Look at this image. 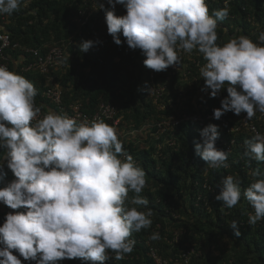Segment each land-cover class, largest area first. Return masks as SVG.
Wrapping results in <instances>:
<instances>
[{
  "label": "clouds",
  "instance_id": "9594fccd",
  "mask_svg": "<svg viewBox=\"0 0 264 264\" xmlns=\"http://www.w3.org/2000/svg\"><path fill=\"white\" fill-rule=\"evenodd\" d=\"M21 4L22 0H0V15H13ZM107 4L108 34L116 45L122 44V34L130 49L141 50L147 68L166 71L177 68L182 59H199L194 50L202 55L201 91L212 98L227 91L221 106L213 109L214 119L246 113L247 121L257 112L264 114V31L255 42L240 35L219 45L218 21L228 17L227 7L209 14L205 0H107ZM116 5L126 13L116 15ZM104 7L100 3L99 8ZM96 43L82 39L79 49L87 52ZM181 52L191 55L181 58ZM17 54L21 68L23 60ZM143 90L151 94L152 87L145 85ZM36 95L30 80L0 66V180L7 175L5 167L15 177L0 187V203L16 210L6 213L0 224V264H22L20 257L35 264L123 260L133 252L132 234L152 224L149 200L142 195L146 172L107 121L77 122L51 110L40 116ZM260 120L264 118L255 119ZM253 132L244 142L241 159L264 163V134ZM221 135L226 136L225 131L214 122L203 127L195 153L209 167L227 169L228 152L216 147ZM253 175L262 178L243 190L239 178L224 176L215 196L227 208L242 197L247 200L254 210L249 225L264 220V173L254 170ZM229 225L238 237V221ZM149 239L158 240L159 234L153 232Z\"/></svg>",
  "mask_w": 264,
  "mask_h": 264
},
{
  "label": "trees",
  "instance_id": "16d2710c",
  "mask_svg": "<svg viewBox=\"0 0 264 264\" xmlns=\"http://www.w3.org/2000/svg\"><path fill=\"white\" fill-rule=\"evenodd\" d=\"M96 1L22 0L20 11L11 16L0 15V29L8 32L11 41L22 48H37L41 52L65 41L63 63L53 72L63 92V105L68 107L71 103H79L84 110L92 111L99 103L110 101L117 107L119 128L132 131L142 128V147L137 145V139L122 136L118 139L137 166L146 172V187L142 195L149 200L152 224L132 234L135 246L131 254L123 260L110 257L105 264H155L148 253L151 246L170 264H178L175 260L182 254L183 261L185 255L188 256L187 264H264V220L248 224V217L254 210L243 197L233 208L224 207L221 201L215 199L226 175L239 178L242 190L262 178L254 176L253 171L264 173V163L255 160L249 163L247 158L241 159L244 142L250 136L244 135L243 131L233 133L236 143L228 154L227 163L230 166L225 169L211 168L196 155L198 129L192 121L181 122L158 137L154 134L157 130L155 123L164 117L213 113L214 108L221 106V99L227 96L226 89L215 98L210 97L208 92L202 93L204 78L200 77L194 63L183 59L177 68L170 66L166 71L158 72L151 83V71L143 63L146 57L141 50L130 49L122 34V44L114 43L107 32V25L99 20L106 10L93 9ZM206 4L209 14L214 9L224 8L222 0H207ZM86 8L92 13L83 23L79 12ZM125 13L126 9H123L121 15ZM229 16L232 17L218 21L217 43L223 45L240 35L248 36L255 42L259 32L264 31V0H231ZM87 29L92 32L93 38L90 35L86 37ZM82 39L98 41L94 44L96 52L84 54L79 49ZM9 51L12 58L20 52L16 49ZM193 56L204 62L202 55L195 50ZM9 70L23 75L34 84L38 106L52 108L50 101L42 96L46 87L44 75L23 73L20 66L16 69L10 66ZM163 82L169 88L159 99L158 103L165 106L162 109L143 89L145 85L154 86ZM258 124L264 130V121L260 120ZM233 134L229 132L228 138ZM169 139L175 143L169 144ZM219 149L222 150L221 147ZM5 171L7 175L0 180V187L15 178L11 170L5 167ZM132 195L129 193L130 198ZM12 211L16 210L0 203V223L4 222L6 213ZM232 220L238 221V237L229 225ZM177 231L180 233L175 240ZM153 232L159 234L158 240L149 239ZM69 264L85 262L72 259Z\"/></svg>",
  "mask_w": 264,
  "mask_h": 264
},
{
  "label": "built area",
  "instance_id": "2783aa9c",
  "mask_svg": "<svg viewBox=\"0 0 264 264\" xmlns=\"http://www.w3.org/2000/svg\"><path fill=\"white\" fill-rule=\"evenodd\" d=\"M96 1V0H94ZM207 0H205L206 2ZM215 1V0H212ZM230 1L231 0H222L223 7H227L229 9L230 7ZM100 3L104 4V8H99ZM94 10H108L110 9V6L107 4V0H100L99 3L94 2L93 4ZM125 9L122 5H116L115 7V14L121 15V11ZM92 11L88 8L80 10V19L84 23L87 21L89 16L91 15ZM228 17H232L229 16ZM100 22L105 21V12L100 17ZM249 20V17H248ZM81 32V30H80ZM87 35H90L91 38H93L92 32L87 29L86 30V37ZM71 43V40L69 41ZM65 47L66 43L65 41H62L61 43H57L52 45L47 51L41 52L37 48H22L18 43L12 42L10 34L6 31L0 30V66H5L8 69H10V63H11V54L9 53V50H19L20 54L19 56L22 57L23 62H21V68L23 72H35L41 75L45 76V90L42 93V96L50 101L49 103L52 104V108H46L43 109L41 106H38L35 102V105L37 107L41 108L40 116L45 115L48 111L58 112L59 114H66L69 117H73L77 120V122L80 121H92L93 119H102L104 121H107L110 126H113L116 130L118 138L120 137V133L118 130L119 125V118L117 117V108L113 103L110 101H103L99 103L98 107L92 111L84 110L79 103H71L68 105V107L63 105V99H62V91L59 87V84L55 81L56 75L53 73L55 69L59 68L61 64L63 63V58L65 54ZM96 47H91L87 52H83L84 54H93L96 52ZM181 55V58L186 55L190 56L191 53H179ZM191 62L194 63L198 70L200 67H202L205 63L201 62L200 59L192 58ZM151 74H149V78L151 83H153L154 78L157 77L158 72H155L151 69ZM190 73V71L188 70ZM152 87L151 96L153 97V102L158 104L159 108H164V105H160L159 99L164 96L169 88L168 84L166 82L163 83H157L154 84ZM222 91V90H221ZM207 91H202V93H206ZM221 94V92H220ZM180 95V94H179ZM171 106V104H170ZM246 113H241L240 115H234L233 118H225L221 117L219 120H216L213 118V113H207L206 115H192L188 113H183L181 116H175L170 115L168 117H164L162 120L155 123L157 125V130L155 131V135L158 137L160 134L167 133L168 130H173L176 126H178L181 122H188L192 121L196 124L198 129V135H197V141H201L200 137V130L207 125V123H215V125H218L221 129L225 131V135L219 136V138L216 141V147L219 149L220 147L222 150L227 151L228 154L232 151V146L236 143L235 138V132L243 131L244 135L252 136L254 135L253 129L255 131L260 132L264 134V130H261L260 125L258 124L255 119H262L264 118V114L257 112L256 115L251 119L245 121ZM231 132L233 135H230L231 138H228V133ZM169 144H174V140H168ZM206 186L210 191L214 192V190L209 185ZM197 199H200V195L197 196ZM177 216L176 214L174 215ZM2 224V223H0ZM179 231L175 232L174 239H178ZM148 244V242H147ZM149 255L151 256L152 260L155 264H170L168 261L164 258H162L160 255L157 254V250L154 247L149 248ZM17 254V253H14ZM109 256H112V253H108ZM18 255V254H17ZM22 262H27L23 260L22 257H20ZM126 258V256H125ZM188 256L185 255V260L183 261V254L180 256V258H177L175 260L178 262V264H187L188 262ZM171 260V258H170ZM30 264H35V262H30ZM58 264H68V259L59 261Z\"/></svg>",
  "mask_w": 264,
  "mask_h": 264
},
{
  "label": "rangeland",
  "instance_id": "374dc122",
  "mask_svg": "<svg viewBox=\"0 0 264 264\" xmlns=\"http://www.w3.org/2000/svg\"><path fill=\"white\" fill-rule=\"evenodd\" d=\"M121 131V135L122 137H129V138H133V139H137L138 141L136 142L137 145L139 146H143L144 145V141L142 140V136H143V131L142 128L136 131H132L130 129H126L124 127L120 128Z\"/></svg>",
  "mask_w": 264,
  "mask_h": 264
},
{
  "label": "crops",
  "instance_id": "0c3cea01",
  "mask_svg": "<svg viewBox=\"0 0 264 264\" xmlns=\"http://www.w3.org/2000/svg\"><path fill=\"white\" fill-rule=\"evenodd\" d=\"M13 59L14 60L12 61V65L11 66H12V68L16 69V67L19 66L21 60L17 56H14Z\"/></svg>",
  "mask_w": 264,
  "mask_h": 264
}]
</instances>
